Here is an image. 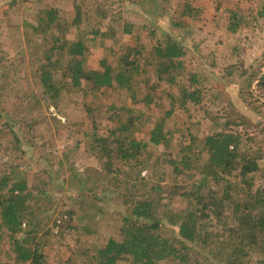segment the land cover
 <instances>
[{
	"label": "rangeland",
	"instance_id": "374dc122",
	"mask_svg": "<svg viewBox=\"0 0 264 264\" xmlns=\"http://www.w3.org/2000/svg\"><path fill=\"white\" fill-rule=\"evenodd\" d=\"M185 3L186 0H0V174L19 173L26 178L34 193H39L43 209L31 223L25 220L22 232L16 236L0 229V264H15L19 245L34 249L38 244L44 264H97L92 263V258L110 238L120 237V227L131 207L124 204L125 200H155L162 205L159 214L164 210L178 215L196 207L201 228L214 232L215 243L197 253L193 264H229L222 245L226 241L233 245L235 240L234 235L230 240L226 231L228 224L236 228L229 212L232 206L226 202L227 197L212 199L215 193H222V184L211 180L195 190L202 177L200 168L196 166L191 176H177L166 161L175 159L180 150L186 153L184 147L197 152L195 146L203 145L209 134L227 127L237 130L228 121L246 115L252 119L247 133L255 137L249 152L263 155L259 165L264 168V87L258 84L264 75V22L252 21L264 0H192L204 8L196 21L181 17ZM50 10L56 11L58 18L47 32L26 25H35ZM230 11L249 16L250 25L243 26L236 35L228 30ZM171 18L185 25L175 28ZM126 25H132V35L124 32ZM83 33L89 34V39L96 38L89 42L91 68L99 67L108 49L117 53L122 47L135 45L136 36L143 44L150 40L151 49L158 38L169 33L188 51L185 75L179 85L170 89L178 99L176 113L165 117L171 101L163 99L162 105L147 115L148 121L159 115L166 130L174 133L173 149L152 147L150 163L140 178L117 190L102 191L104 184L95 181L98 189L87 191L94 186L93 178L104 172L95 135L114 127L107 118L109 106L122 100L129 103V99L119 94L114 99L110 91L101 101L90 100L78 92L53 102L44 96L39 81L38 69L51 40L70 41ZM233 46L238 47L237 53ZM192 73L202 81V101L199 105L181 106L180 91L196 88H190ZM147 81L154 93L168 90L152 72ZM141 89L146 90L145 85ZM150 126L139 128L136 136L148 139L154 124ZM61 217H73L70 228L62 234L57 223ZM164 223L167 225L166 219ZM87 230L92 234L87 235ZM235 230L240 233V227ZM247 251L242 264H262V249L246 248ZM158 264L179 263L169 259Z\"/></svg>",
	"mask_w": 264,
	"mask_h": 264
},
{
	"label": "trees",
	"instance_id": "16d2710c",
	"mask_svg": "<svg viewBox=\"0 0 264 264\" xmlns=\"http://www.w3.org/2000/svg\"><path fill=\"white\" fill-rule=\"evenodd\" d=\"M203 11V7L194 5L192 0H186L181 17L196 21ZM230 13L228 30L233 35L243 26L250 25L249 16L237 11ZM57 18V12L50 10L35 25L28 22L26 25L37 31L47 32ZM252 21L264 22V3L257 8ZM171 23L175 28L185 25L172 18ZM123 30L126 34L133 33L132 25H126ZM94 33L98 35L99 31ZM89 34H80L70 41L53 38L43 52L38 69L39 81L44 96L53 102L78 92H82L90 100L94 98L101 101L110 91L114 99L115 94L129 99V103L122 100L109 106L107 118L114 127H107L95 135L100 143L98 159L104 172L93 178L94 186L87 191L98 189L95 181L104 184L102 191L108 188L117 190L140 178V174L150 163L152 147L163 146L169 151L173 149L174 133L166 130L159 115H155L151 121L147 120V115L159 108L163 99L171 101V108L165 113V117L171 118L176 113L178 99L170 89L179 85L181 77L185 75L188 51L169 33L158 38L151 49L150 40L143 44L141 38L136 36L135 45L122 47L117 53L108 49L107 55L99 61V67L91 68L88 66L89 42L92 43L96 38H87ZM233 50L237 53L238 47L233 46ZM150 72L166 84L168 90L154 93L147 81ZM189 78L190 88L195 85L196 88H184L180 91L181 106L188 103L199 105L202 101V81L196 73L189 74ZM258 82L260 87H264V75ZM142 85H145L146 90L141 89ZM249 120L252 119L246 115L232 117L228 123L237 127V130L227 127L218 133L209 134L203 145L195 146L197 152L184 147L186 153L180 150L175 159L166 161L177 176H191L189 174L198 166L202 177L195 190L211 180L222 184V193H215L212 199L216 201L227 197L226 202L232 206L229 212L236 228L228 224L230 227L226 231L230 240H233V235L235 240L233 245L229 240L222 245L229 264H242L241 259L248 255L246 248H259L264 253V168L259 165L263 155L253 156L249 152V144L255 142V137L247 133L250 129ZM151 123L154 127L148 139L136 136L140 132L139 128H149ZM229 124L226 126H230ZM88 181L93 182L91 179ZM33 190L27 179L19 173L17 176L0 174V229L4 228L12 236H16L22 232L25 220L31 223L43 211L39 205V193L35 194ZM124 204H130L131 207L130 214L124 218L120 227V237L110 238L92 258V263L121 264L128 261L129 264H158L174 259L179 264H193L197 253L211 248L215 243L214 232L201 228L196 207L175 215L164 210L159 214L162 205L155 200H125ZM219 215L216 213V216ZM72 218L61 217L57 221L60 234L70 228ZM165 219L167 225L164 223ZM238 227L240 233L235 230ZM86 234L91 235L92 232L87 230ZM1 242L0 233V244ZM226 250H230L229 254H226ZM44 259L39 244L34 249L19 245L15 264H44Z\"/></svg>",
	"mask_w": 264,
	"mask_h": 264
}]
</instances>
